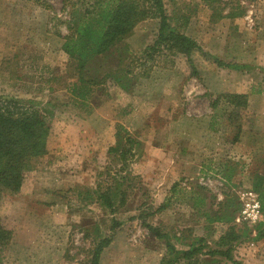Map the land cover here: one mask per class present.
Here are the masks:
<instances>
[{
    "label": "rangeland",
    "instance_id": "374dc122",
    "mask_svg": "<svg viewBox=\"0 0 264 264\" xmlns=\"http://www.w3.org/2000/svg\"><path fill=\"white\" fill-rule=\"evenodd\" d=\"M46 1L49 8L0 0V94L49 104L55 114L50 154L30 164L19 193L0 197L2 223L13 232L0 264H88L114 220L123 225L101 264H161L168 258L166 242L142 221H132L146 213L179 248L204 238L207 250L218 249L228 226L199 216L192 193L204 191L207 209L217 211L227 194L241 203L243 192L254 191L253 176L264 175V0H164L173 28L241 68L218 66L197 52L199 76L192 77L184 57L161 51L147 68L134 70L128 91L109 81L99 85L89 109L67 88L75 81V63L62 49L70 34L64 23L74 11L78 19L94 11V0ZM158 30L157 19L138 24L125 41L130 54L123 55L120 67L134 59L144 64ZM104 67L98 66L100 78ZM230 93L249 97L236 126L228 121L231 106L221 101L213 108L218 97ZM117 125L136 142L124 141L127 164L108 153ZM232 171L231 180L224 177ZM117 185L122 195L112 214L98 193ZM164 203L169 208L155 213ZM239 213L232 225L245 234L244 224L236 222ZM247 228L249 234L233 244V257L241 264H264V226ZM205 261L232 264L222 257Z\"/></svg>",
    "mask_w": 264,
    "mask_h": 264
},
{
    "label": "trees",
    "instance_id": "16d2710c",
    "mask_svg": "<svg viewBox=\"0 0 264 264\" xmlns=\"http://www.w3.org/2000/svg\"><path fill=\"white\" fill-rule=\"evenodd\" d=\"M25 1L49 8L46 0ZM208 1L212 4L220 2V0ZM93 6L95 10L86 12L87 15L82 19H78L77 11H74L71 20L64 23L70 34L66 37V43L62 50L68 56L70 63L72 62L73 65L75 63V71L71 73L75 81L70 83L67 88L83 108L89 109L95 89L107 81L128 91L130 77L134 70L147 68L149 62L154 60L161 51L184 57L192 77L199 76L194 61V55L197 52L206 59L213 60L218 66L232 69L241 68L239 65H227L218 57L206 52L196 40L173 28L164 0H109L107 3H103V0H94ZM97 10H101V12H97ZM152 19L159 21V30L153 45L144 52L145 63H136L134 59L131 64H127V68L120 67L123 55L130 54L129 49L124 45L125 41L133 34L138 24ZM111 65L118 68L113 69ZM98 66L99 68L105 66L102 78L97 74L100 73ZM221 101L232 107V111L228 114L229 123L235 126L241 124L243 113L249 106L248 95L223 94L214 101L213 108H216ZM54 115L49 104L42 105L35 101H24L0 94V197L4 192L19 193L30 164L34 160L50 154L48 142L52 135ZM238 129L241 132L240 126ZM116 131V144L109 149L108 153L110 156L118 157L120 163L127 164L130 151L126 150L124 141L134 142L130 137L126 138L127 131L122 125H117ZM124 132L125 134H123ZM238 140L237 136L233 143ZM233 174L235 173L232 171L224 177L231 180ZM253 177L252 190L259 194L264 217V175L257 173ZM176 188L175 185L172 189L173 192L177 191ZM108 191L98 193V199L103 206L111 210L112 214H115V200L122 195L121 185H117L111 192ZM203 192L192 193L193 209L199 216L205 218L208 224L228 226L226 232L219 238L218 249L207 250L208 243L204 238H198L195 242L186 245L185 248H179L169 234L149 222L150 214H142L132 219V221H142L144 228L156 235L158 239L166 242L168 258L163 259L161 264H206L205 258L217 259L221 257L232 264H241L233 257V244L243 240L244 236L249 234L247 228L249 225H243L247 231L245 234L243 229L232 225L236 214L242 209L241 203L234 204L233 199L227 194L226 200L219 205L217 211H209L207 197ZM122 203H125L124 198H122ZM169 206V203H164L155 213L165 211ZM122 225L123 223L120 221H113L110 228L111 233L101 237L95 244L89 261H87L88 264H101L103 252L114 242ZM260 225L264 226V219L258 224V226ZM12 238L13 232L4 227L0 216V251L10 245Z\"/></svg>",
    "mask_w": 264,
    "mask_h": 264
},
{
    "label": "built area",
    "instance_id": "2783aa9c",
    "mask_svg": "<svg viewBox=\"0 0 264 264\" xmlns=\"http://www.w3.org/2000/svg\"><path fill=\"white\" fill-rule=\"evenodd\" d=\"M240 200L242 203V209L236 219L238 224L255 226L263 221L262 204L256 192H243Z\"/></svg>",
    "mask_w": 264,
    "mask_h": 264
}]
</instances>
